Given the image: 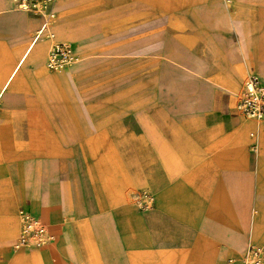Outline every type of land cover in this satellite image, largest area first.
<instances>
[{
    "label": "rangeland",
    "instance_id": "rangeland-1",
    "mask_svg": "<svg viewBox=\"0 0 264 264\" xmlns=\"http://www.w3.org/2000/svg\"><path fill=\"white\" fill-rule=\"evenodd\" d=\"M20 2L14 9L39 18L34 33L46 26L49 52L69 45L76 57L23 67L27 80L43 74L34 91L0 84V143L10 149L4 159L12 185L19 165L41 155L48 169L65 176L82 173L90 160L103 175L106 153L129 183L131 204L146 215L155 201V140L192 152L215 142L233 115L247 117L238 107L247 79L264 76L253 69H264L258 39L264 24L248 22L264 16V7L249 12L246 0H45L33 10ZM11 54L1 45L2 63ZM41 146L43 151H32ZM7 185L0 180V189ZM116 191L111 188L113 196ZM8 197L0 195V216L16 213L20 219L29 208L13 206ZM103 199L99 193L95 202ZM95 261L105 264L103 254ZM239 261L248 264L244 252L233 264Z\"/></svg>",
    "mask_w": 264,
    "mask_h": 264
},
{
    "label": "crops",
    "instance_id": "crops-1",
    "mask_svg": "<svg viewBox=\"0 0 264 264\" xmlns=\"http://www.w3.org/2000/svg\"><path fill=\"white\" fill-rule=\"evenodd\" d=\"M17 1L0 4L7 9L0 13V47L12 50L5 63L0 57V84L28 93L43 84V74L27 80L21 70L43 66L50 40L37 36L41 27L33 32L39 18L14 9ZM246 1L249 12L264 7V0ZM248 22L264 24V16ZM258 39L264 55V32ZM231 119L215 142L201 143L194 152L155 140V201L146 215L131 204L129 183L106 153L103 175L90 160L82 173L65 176L63 170L48 169L41 155L19 165L12 185L4 159L10 149L0 143V180L8 183L0 195L8 193L5 200L13 206H27L55 235L33 251L15 249L9 243L20 235L22 219L16 213L1 215L0 264H96L101 253L105 264H233L251 244L264 250V117ZM99 193L102 204L95 202Z\"/></svg>",
    "mask_w": 264,
    "mask_h": 264
},
{
    "label": "built area",
    "instance_id": "built-area-1",
    "mask_svg": "<svg viewBox=\"0 0 264 264\" xmlns=\"http://www.w3.org/2000/svg\"><path fill=\"white\" fill-rule=\"evenodd\" d=\"M45 0H21L20 6L24 9L33 10ZM46 27V26H43ZM76 57L74 48L69 45L58 47L50 57V66L61 60L73 59ZM246 94L239 104V109L247 117H264V81L257 75L250 76L246 81ZM21 232L14 243L15 249L24 247H41L47 242L55 239L49 225L39 216L30 211L23 212L21 217ZM244 259L248 264H264V252L258 245H249L244 251Z\"/></svg>",
    "mask_w": 264,
    "mask_h": 264
},
{
    "label": "bare ground",
    "instance_id": "bare-ground-1",
    "mask_svg": "<svg viewBox=\"0 0 264 264\" xmlns=\"http://www.w3.org/2000/svg\"><path fill=\"white\" fill-rule=\"evenodd\" d=\"M24 9V8H23ZM26 10V9H25ZM76 27H78V26H76ZM83 28V27H82ZM77 29V28H76ZM47 29H46V27H41L40 29H39V31H38V33H37V36H40V35H42L43 34V32L44 31H46ZM73 31V30H72ZM78 31V30H77ZM86 34V33H85ZM85 34H84V36H85ZM52 56V53L50 52V55H49V60H50V57ZM2 89H4L5 90V87H1ZM53 241V240H52ZM49 242H51V241H49ZM49 242H47V243H49ZM46 243V244H47ZM44 246V245H43Z\"/></svg>",
    "mask_w": 264,
    "mask_h": 264
}]
</instances>
